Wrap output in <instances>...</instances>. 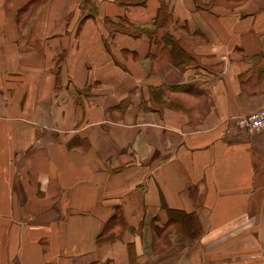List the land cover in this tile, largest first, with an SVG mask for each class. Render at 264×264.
Returning <instances> with one entry per match:
<instances>
[{
  "label": "crops",
  "instance_id": "crops-1",
  "mask_svg": "<svg viewBox=\"0 0 264 264\" xmlns=\"http://www.w3.org/2000/svg\"><path fill=\"white\" fill-rule=\"evenodd\" d=\"M264 0H0V264H264Z\"/></svg>",
  "mask_w": 264,
  "mask_h": 264
},
{
  "label": "built area",
  "instance_id": "built-area-1",
  "mask_svg": "<svg viewBox=\"0 0 264 264\" xmlns=\"http://www.w3.org/2000/svg\"><path fill=\"white\" fill-rule=\"evenodd\" d=\"M235 124L239 130L252 134L264 130V106L235 117Z\"/></svg>",
  "mask_w": 264,
  "mask_h": 264
}]
</instances>
